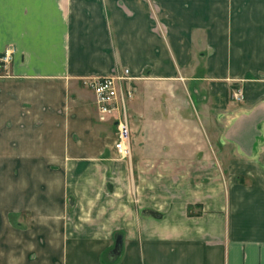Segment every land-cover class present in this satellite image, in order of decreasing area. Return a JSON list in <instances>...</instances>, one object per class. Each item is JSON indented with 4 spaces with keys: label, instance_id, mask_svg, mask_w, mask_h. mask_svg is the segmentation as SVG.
<instances>
[{
    "label": "crops",
    "instance_id": "crops-1",
    "mask_svg": "<svg viewBox=\"0 0 264 264\" xmlns=\"http://www.w3.org/2000/svg\"><path fill=\"white\" fill-rule=\"evenodd\" d=\"M9 48L0 264H264V0H0ZM124 69L130 170L83 84Z\"/></svg>",
    "mask_w": 264,
    "mask_h": 264
},
{
    "label": "built area",
    "instance_id": "built-area-1",
    "mask_svg": "<svg viewBox=\"0 0 264 264\" xmlns=\"http://www.w3.org/2000/svg\"><path fill=\"white\" fill-rule=\"evenodd\" d=\"M12 52L13 50L9 48L0 56V69H7ZM132 80L128 70L124 69L120 73L83 81L93 94L98 120L106 122L112 119L115 125L114 150L121 158L129 156L130 126L127 104L133 97V87L130 84ZM229 98L234 102H242L243 91L240 88L234 89Z\"/></svg>",
    "mask_w": 264,
    "mask_h": 264
},
{
    "label": "rangeland",
    "instance_id": "rangeland-1",
    "mask_svg": "<svg viewBox=\"0 0 264 264\" xmlns=\"http://www.w3.org/2000/svg\"><path fill=\"white\" fill-rule=\"evenodd\" d=\"M9 66V65H8ZM8 68V67H7ZM4 71V70H3ZM5 72V71H4ZM95 107V106H94ZM95 110H96V108H95ZM97 112V111H96ZM130 138H132V136H130ZM117 154V153H116ZM114 158L115 159H122L118 154L117 155H115L114 156ZM114 159V160H115ZM128 158L126 157V161H124V162H126L127 164H126V166L129 168V170H130V163H129V160H127ZM115 161H117V160H115ZM127 183H128V185L129 184H132V180H131V178H130V180H127ZM11 218V217H10Z\"/></svg>",
    "mask_w": 264,
    "mask_h": 264
},
{
    "label": "flooded vegetation",
    "instance_id": "flooded-vegetation-1",
    "mask_svg": "<svg viewBox=\"0 0 264 264\" xmlns=\"http://www.w3.org/2000/svg\"><path fill=\"white\" fill-rule=\"evenodd\" d=\"M3 53H4V52H3ZM3 53H2V54H3ZM2 54H1V55H2ZM1 55H0V56H1ZM0 71H3V69H0ZM4 71H7V69H6V70H4Z\"/></svg>",
    "mask_w": 264,
    "mask_h": 264
}]
</instances>
